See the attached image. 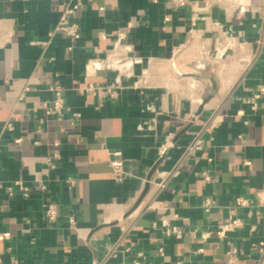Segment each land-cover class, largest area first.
Wrapping results in <instances>:
<instances>
[{"label":"crops","instance_id":"1","mask_svg":"<svg viewBox=\"0 0 264 264\" xmlns=\"http://www.w3.org/2000/svg\"><path fill=\"white\" fill-rule=\"evenodd\" d=\"M262 32L264 0H0V264H264Z\"/></svg>","mask_w":264,"mask_h":264},{"label":"built area","instance_id":"2","mask_svg":"<svg viewBox=\"0 0 264 264\" xmlns=\"http://www.w3.org/2000/svg\"><path fill=\"white\" fill-rule=\"evenodd\" d=\"M169 2L174 5L175 7H181L188 3V0H169ZM55 32H60L64 34L65 36L77 40L81 37V30L77 23L73 22L71 20V12L70 10H65L60 20L54 30ZM257 45L259 47V50L264 53V33L262 32L261 38L258 40ZM49 91L52 93L53 98L51 101L46 102L43 104V110L47 117H61L68 111V108L65 103V98L63 96V90L60 86H50ZM260 96L254 95L253 97L247 99L246 103L251 106L253 109L257 108L258 100ZM79 114H73V117L78 118ZM215 120H213L210 124L206 125L203 129V133L197 135V137L194 139V141L186 148L185 155L190 156L195 154L198 151H201L206 142L205 135H211L212 130L215 127ZM7 129L13 130V126L11 123H8L6 126ZM115 159L111 161V166L114 169V172L118 177L121 176L122 173V161L120 159V153L114 154ZM59 156L57 154L53 155L52 158L48 159V163L53 167V160L58 159ZM205 180L209 181L210 176L206 175ZM19 191L27 197L29 195V189L25 187L22 183H17ZM7 192L9 195H14V188L8 187ZM258 203L260 205L264 204V190L261 191L258 196ZM213 204L211 200L205 201V206L210 207ZM251 206V202L247 199H239L237 202V206L230 208V216L225 224L221 226V232L225 231H232L237 230L240 227L243 226V219L241 218L239 212L240 209L247 208ZM44 212H45V218L49 224H55L59 217V207L55 204L46 203L44 205ZM69 223L70 225L75 224V220L73 217H69ZM171 234H176L177 236H180V231H172ZM264 236V232H263ZM235 252L236 249L233 245H229V249L227 250V256L229 257V263H233L235 260ZM13 264H21L17 260H12Z\"/></svg>","mask_w":264,"mask_h":264}]
</instances>
